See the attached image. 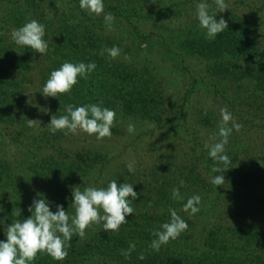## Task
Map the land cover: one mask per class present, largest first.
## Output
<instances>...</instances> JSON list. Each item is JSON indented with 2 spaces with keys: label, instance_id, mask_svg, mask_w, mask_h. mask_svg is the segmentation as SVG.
Returning a JSON list of instances; mask_svg holds the SVG:
<instances>
[{
  "label": "rangeland",
  "instance_id": "1",
  "mask_svg": "<svg viewBox=\"0 0 264 264\" xmlns=\"http://www.w3.org/2000/svg\"><path fill=\"white\" fill-rule=\"evenodd\" d=\"M199 2L104 0V11L115 17L108 27L103 14L82 10L79 0H0V68L15 66L14 61L25 55L30 67L24 78L8 86L9 95L4 99L0 95V220H4L0 240L6 239L3 228L15 219L16 208L20 219L30 216L28 206L37 193L51 202V211L63 205L71 215L73 186L107 187L115 179L118 184H133L138 193L132 205L135 212L126 218L140 216L145 227L154 229L168 221L171 209L183 219H193L189 239L177 242L176 251L202 252L198 242L218 223L253 226L262 233L264 244V216L254 213L244 220L225 214L231 191L238 193L249 180L264 189V82L242 77L247 66L242 58L192 52L186 41L198 30L205 37L196 19ZM207 2L210 11H217L214 0ZM226 3L228 9L218 12L216 19L223 17L225 30L230 31L242 32L249 24L248 51L264 61V0ZM32 19L45 25L48 50L42 56L11 39L13 29ZM113 46L120 49L115 58L107 52ZM65 62H95L96 69L86 78L78 77L70 92L57 98L43 96L40 92L51 71ZM92 103L115 110L111 136L97 139L82 130L49 131L51 116L66 114V105ZM224 107L242 127L233 130L225 146L232 161L229 167L234 168L224 173V187L216 189L210 177L218 173L211 172L214 161L206 145L219 139ZM27 119L36 122L30 126ZM129 123L135 132L127 131ZM132 162L135 171L130 173L126 165ZM243 171L249 173L244 178ZM174 188L186 200L199 194V212H184V202L172 197ZM121 228L106 232L99 224H90L83 238L73 235L68 248L70 253L74 247H87L84 255L56 261L41 252L31 264H120L114 254L90 252L99 247L95 243L104 245L105 235L121 233Z\"/></svg>",
  "mask_w": 264,
  "mask_h": 264
},
{
  "label": "clouds",
  "instance_id": "2",
  "mask_svg": "<svg viewBox=\"0 0 264 264\" xmlns=\"http://www.w3.org/2000/svg\"><path fill=\"white\" fill-rule=\"evenodd\" d=\"M217 11H210L207 0H200L196 6V19L199 26L204 30L205 38L215 40L218 34L227 29V21L221 17L216 19L218 12L228 9L226 0H214ZM82 10L96 15L103 14L108 27H111L115 17L111 12L104 11V0H79ZM12 41L20 47H27L39 53L41 56L48 50V41L45 37V25L32 19L11 31ZM111 58L119 55L117 46L107 49ZM128 59V57H125ZM96 69L95 62H65L59 68L51 71L40 92L45 97L57 98L59 94L68 93L78 83V77L86 78L88 73ZM46 111V110H45ZM64 115L51 116L47 124L49 131L53 134L57 131L67 130L76 133L82 130L89 135H95L97 139L111 136V128L114 124L116 112L107 107H101L99 103L74 106H65ZM31 126L36 121L27 119ZM242 127L227 107L220 109V122L218 126V141L206 147L209 148L208 155L214 161L211 168L212 173H218L210 177V183L223 186L227 183L224 173L229 170L231 157L225 150L229 137L233 130ZM129 133L135 132V125H127ZM128 171L134 172V162L126 165ZM183 185V181L180 182ZM73 213L70 215L68 209L63 205H56L55 212L51 211L49 202L43 193H37L28 206L31 213L27 218L20 219L21 211L16 208L10 224L3 228L6 239L0 240V264H31L38 253H46L53 260L63 261L68 256L73 235L80 238L85 236V229L90 224H99L104 231H118L120 226L127 222L126 217L134 214L132 206L138 193L133 184L121 183L113 179L108 182L107 187L73 186L71 190ZM174 199H183L179 188L172 190ZM202 197L194 194L183 204V211L194 215L199 212ZM0 211H3L0 208ZM13 214V213H12ZM11 214V215H12ZM4 225V220H0ZM188 228L184 220L175 209L170 210V220L161 224L160 229L153 235L156 237L150 243L154 251H159L161 246L167 244L170 239H176ZM135 249V244L130 243L128 249L121 250L125 257L130 256ZM139 259H144L143 255Z\"/></svg>",
  "mask_w": 264,
  "mask_h": 264
},
{
  "label": "trees",
  "instance_id": "3",
  "mask_svg": "<svg viewBox=\"0 0 264 264\" xmlns=\"http://www.w3.org/2000/svg\"><path fill=\"white\" fill-rule=\"evenodd\" d=\"M7 6L5 5V10ZM7 13L9 14L10 11ZM15 13L16 11L13 13L15 20L18 23L21 22L22 17L16 16ZM115 14L119 15L120 12ZM249 26V24L244 25L242 32H239V30L232 31V29L231 31L225 30L223 33L218 34L215 40H208L200 36L198 30L196 33H193L192 39L186 41V43L187 45H191L193 53L202 57L209 54L214 57L219 52H223L228 53V57L231 60L242 58L247 63L242 77L249 78L252 76L260 79L261 83L264 82V61L259 59L260 56H256L248 51L247 33L250 30ZM237 27H239L238 24L236 25ZM17 55L15 54V57H13L16 59L18 58ZM14 62L16 64L11 68H0V95H2L3 99L5 95H9L10 88L8 86L14 80L19 81V78H24V72L26 73L30 69L28 67L27 55L18 58ZM108 103H112V100L108 99ZM247 172L243 171V178L246 174H249ZM247 182V184L244 182L245 184L239 189L238 193L232 195L231 193L233 192H230L226 215L229 214L231 217H239L244 220L252 218L254 213L264 216V189L261 188L260 182H255V180ZM186 201L185 197L184 199L177 200V202L184 203ZM126 220L127 222L122 224L124 228H121V233L118 232L117 234L104 236L103 239L106 240L105 243L103 242L104 245L102 244V247L94 241L95 245L99 247H95L90 252L91 255L105 256L109 253L114 254V256L120 258V264H264V244L260 242L262 233L248 224L223 227L218 223L214 227H210L203 233L202 238L198 242L200 243L198 247L201 246L204 250L197 255H193L185 250L182 253L178 249L177 251L173 249L177 246V242L189 239L193 219H184L188 224V228L176 239H170L167 244L162 245L159 251H154L150 247V243L156 238L153 233L160 229V227L156 229L151 227V225L145 227L147 224L141 220L140 216L138 219L126 218ZM130 243L135 244V249L131 252L130 256L125 257L122 255L121 250L128 249ZM87 249V247H80V249L74 247L70 249L68 256H72L70 259L78 258L84 255ZM105 252L108 253L106 254ZM141 255L144 257L142 260L139 259Z\"/></svg>",
  "mask_w": 264,
  "mask_h": 264
}]
</instances>
